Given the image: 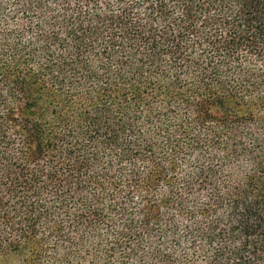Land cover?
I'll use <instances>...</instances> for the list:
<instances>
[{"label": "trees", "instance_id": "16d2710c", "mask_svg": "<svg viewBox=\"0 0 264 264\" xmlns=\"http://www.w3.org/2000/svg\"><path fill=\"white\" fill-rule=\"evenodd\" d=\"M0 264H264V0H0Z\"/></svg>", "mask_w": 264, "mask_h": 264}]
</instances>
